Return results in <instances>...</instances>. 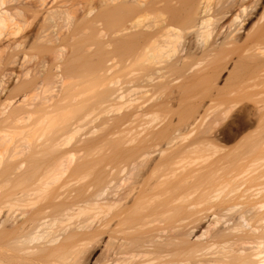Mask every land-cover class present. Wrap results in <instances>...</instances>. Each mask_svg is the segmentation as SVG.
Segmentation results:
<instances>
[{"label": "bare ground", "instance_id": "6f19581e", "mask_svg": "<svg viewBox=\"0 0 264 264\" xmlns=\"http://www.w3.org/2000/svg\"><path fill=\"white\" fill-rule=\"evenodd\" d=\"M0 264H264V0H0Z\"/></svg>", "mask_w": 264, "mask_h": 264}, {"label": "rangeland", "instance_id": "374dc122", "mask_svg": "<svg viewBox=\"0 0 264 264\" xmlns=\"http://www.w3.org/2000/svg\"><path fill=\"white\" fill-rule=\"evenodd\" d=\"M223 73V77H225L227 75V71L225 70Z\"/></svg>", "mask_w": 264, "mask_h": 264}]
</instances>
